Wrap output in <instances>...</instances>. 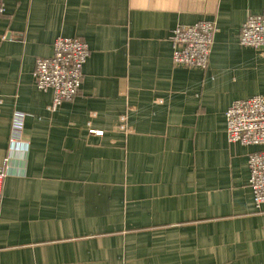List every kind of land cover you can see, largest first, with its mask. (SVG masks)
<instances>
[{"label": "crops", "instance_id": "obj_1", "mask_svg": "<svg viewBox=\"0 0 264 264\" xmlns=\"http://www.w3.org/2000/svg\"><path fill=\"white\" fill-rule=\"evenodd\" d=\"M4 2L0 165L16 112L24 127L0 200V264H264L248 163L264 146L229 144L225 116L264 98V50L239 44L264 0ZM208 20V68L174 67V28ZM69 36L89 45L85 77L51 111L33 71Z\"/></svg>", "mask_w": 264, "mask_h": 264}, {"label": "built area", "instance_id": "obj_2", "mask_svg": "<svg viewBox=\"0 0 264 264\" xmlns=\"http://www.w3.org/2000/svg\"><path fill=\"white\" fill-rule=\"evenodd\" d=\"M6 3L0 0V15L5 13ZM217 27L212 20L199 21L189 26H177L171 36L173 65L208 68ZM239 44L264 50V14H249L241 27ZM90 56L88 43L79 37H58L53 44L51 57H38L34 79L38 89L52 91L53 99L49 108L57 110L64 101H71L80 91L85 74L83 67ZM23 112H16L9 141L12 155L6 156L0 165V200L6 176L12 169V159L18 152L22 134ZM229 144L264 146V98L255 95L234 100L225 113ZM120 128L126 130L125 118L121 117ZM128 131V130H127ZM126 131V132H127ZM95 134L100 130L91 129ZM11 146V147H12ZM251 170L250 187L254 203L261 208L264 204V150L253 152L248 159Z\"/></svg>", "mask_w": 264, "mask_h": 264}]
</instances>
